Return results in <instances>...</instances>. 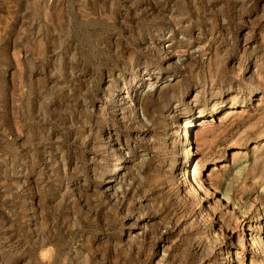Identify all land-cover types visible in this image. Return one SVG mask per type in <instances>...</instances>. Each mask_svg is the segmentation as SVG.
I'll list each match as a JSON object with an SVG mask.
<instances>
[{
  "label": "rangeland",
  "instance_id": "rangeland-1",
  "mask_svg": "<svg viewBox=\"0 0 264 264\" xmlns=\"http://www.w3.org/2000/svg\"><path fill=\"white\" fill-rule=\"evenodd\" d=\"M0 264H264V0H0Z\"/></svg>",
  "mask_w": 264,
  "mask_h": 264
},
{
  "label": "bare ground",
  "instance_id": "bare-ground-1",
  "mask_svg": "<svg viewBox=\"0 0 264 264\" xmlns=\"http://www.w3.org/2000/svg\"><path fill=\"white\" fill-rule=\"evenodd\" d=\"M207 122H208L207 119H203V120H201V121L199 122V124L202 126V125L206 124Z\"/></svg>",
  "mask_w": 264,
  "mask_h": 264
}]
</instances>
